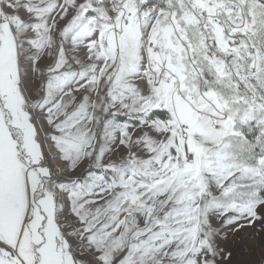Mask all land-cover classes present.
<instances>
[{
    "label": "snow or ice",
    "instance_id": "snow-or-ice-1",
    "mask_svg": "<svg viewBox=\"0 0 264 264\" xmlns=\"http://www.w3.org/2000/svg\"><path fill=\"white\" fill-rule=\"evenodd\" d=\"M0 264H264V0H0Z\"/></svg>",
    "mask_w": 264,
    "mask_h": 264
}]
</instances>
